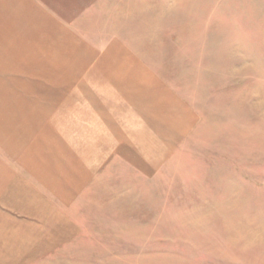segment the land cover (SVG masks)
<instances>
[{"label": "rangeland", "instance_id": "374dc122", "mask_svg": "<svg viewBox=\"0 0 264 264\" xmlns=\"http://www.w3.org/2000/svg\"><path fill=\"white\" fill-rule=\"evenodd\" d=\"M97 1L67 0L63 80H0L5 110L114 119L75 238L11 264H264V0Z\"/></svg>", "mask_w": 264, "mask_h": 264}, {"label": "crops", "instance_id": "0c3cea01", "mask_svg": "<svg viewBox=\"0 0 264 264\" xmlns=\"http://www.w3.org/2000/svg\"><path fill=\"white\" fill-rule=\"evenodd\" d=\"M67 9V0H0V80L64 79L67 57L60 50L68 42L57 39L68 31ZM4 107L0 112L11 113L13 126L0 128V258L11 264L13 256L25 262L57 254L75 238L77 208L103 160L100 137L102 144H112L106 133L114 119L109 107L92 110L90 117L81 107L57 104ZM86 125L92 134L84 140ZM155 126L171 130L165 144L179 135L178 125L165 120Z\"/></svg>", "mask_w": 264, "mask_h": 264}]
</instances>
